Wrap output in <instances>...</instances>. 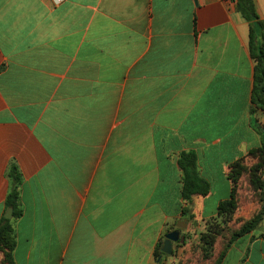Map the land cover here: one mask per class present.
Masks as SVG:
<instances>
[{
    "label": "crops",
    "instance_id": "obj_1",
    "mask_svg": "<svg viewBox=\"0 0 264 264\" xmlns=\"http://www.w3.org/2000/svg\"><path fill=\"white\" fill-rule=\"evenodd\" d=\"M254 69L237 0H0V220L11 164L23 177L14 262L264 264V220L226 251L225 229L208 257L202 241L233 166L264 146ZM189 151L211 184L190 202ZM181 220L184 242L156 258Z\"/></svg>",
    "mask_w": 264,
    "mask_h": 264
},
{
    "label": "trees",
    "instance_id": "obj_2",
    "mask_svg": "<svg viewBox=\"0 0 264 264\" xmlns=\"http://www.w3.org/2000/svg\"><path fill=\"white\" fill-rule=\"evenodd\" d=\"M237 4L242 17L249 24V50L251 57L255 61L254 89L252 96L253 104L255 108L264 109V23L257 13L254 0H237ZM197 160V154L192 151L183 153L179 159V166L183 171L182 197L189 202L195 195L205 196L211 191V184L209 181L200 177L197 172ZM250 160H261L264 162V146L252 151L246 162H239L233 166L230 175L233 184L231 199L221 203L219 206V217L222 218V221L219 223H211L207 233L202 237L203 252L207 257L210 256L213 251L217 237L220 236L224 230V227L222 229L220 228V223L223 225L229 224V228L230 224L234 223V217L239 208L238 194L241 189L239 177L246 168L245 164H249ZM261 161L258 164H261ZM261 167L264 170V164H262ZM7 177L10 185L5 200V207L6 209L12 208L13 217L18 218L22 215L20 188L23 184V177L15 164H11L9 167ZM256 183H258V190L261 195V207L259 212L244 222L239 227L240 229L233 232L229 238L230 241L224 244L225 251L235 240L254 231L264 220V180L262 181L256 177ZM186 213H190V209L185 212V215ZM163 244L164 242H161L157 246L155 252L156 258L166 256L162 251ZM15 247L16 236L11 220L3 217L0 220V250L3 254V257L0 259V264H16L12 256ZM223 254L216 264H220Z\"/></svg>",
    "mask_w": 264,
    "mask_h": 264
},
{
    "label": "rangeland",
    "instance_id": "obj_3",
    "mask_svg": "<svg viewBox=\"0 0 264 264\" xmlns=\"http://www.w3.org/2000/svg\"><path fill=\"white\" fill-rule=\"evenodd\" d=\"M260 161L261 160H250L249 164L246 163V168L239 177V185L241 189L238 194V203L240 209L238 210V212H236L237 218L236 220L234 219L235 222L233 224H230V228L229 224L223 225L222 223H220V228L222 229L224 227V229L227 230L226 234L224 235L226 238H229L235 230L240 229L239 227L244 222H246L253 215H256L259 212V209L261 207V195L258 190V183H256V177H258L262 181L264 180V170L261 167L264 162L261 161V164H258ZM254 171L256 174L254 173ZM1 252L2 251L0 250V253ZM170 260H172V258Z\"/></svg>",
    "mask_w": 264,
    "mask_h": 264
},
{
    "label": "water",
    "instance_id": "obj_4",
    "mask_svg": "<svg viewBox=\"0 0 264 264\" xmlns=\"http://www.w3.org/2000/svg\"><path fill=\"white\" fill-rule=\"evenodd\" d=\"M4 218L11 220L13 218V209L8 208L7 211L4 214ZM187 227V221L181 220L177 223V229L174 231L169 232L166 235V239L164 241L162 251L166 255L172 254V245L173 243H177L179 241L184 242L185 236L181 234V230L185 229Z\"/></svg>",
    "mask_w": 264,
    "mask_h": 264
},
{
    "label": "built area",
    "instance_id": "obj_5",
    "mask_svg": "<svg viewBox=\"0 0 264 264\" xmlns=\"http://www.w3.org/2000/svg\"><path fill=\"white\" fill-rule=\"evenodd\" d=\"M54 3H56V4H60V3H62L64 0H52Z\"/></svg>",
    "mask_w": 264,
    "mask_h": 264
}]
</instances>
